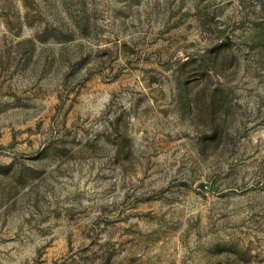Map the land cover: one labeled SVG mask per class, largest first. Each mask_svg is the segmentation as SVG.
Returning <instances> with one entry per match:
<instances>
[{
	"label": "rangeland",
	"instance_id": "1",
	"mask_svg": "<svg viewBox=\"0 0 264 264\" xmlns=\"http://www.w3.org/2000/svg\"><path fill=\"white\" fill-rule=\"evenodd\" d=\"M0 264H264V0H0Z\"/></svg>",
	"mask_w": 264,
	"mask_h": 264
}]
</instances>
